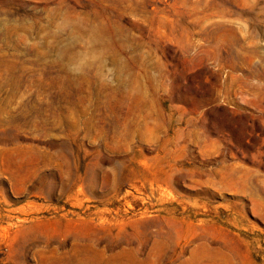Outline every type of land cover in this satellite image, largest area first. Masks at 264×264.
I'll return each instance as SVG.
<instances>
[{
    "label": "rangeland",
    "instance_id": "obj_1",
    "mask_svg": "<svg viewBox=\"0 0 264 264\" xmlns=\"http://www.w3.org/2000/svg\"><path fill=\"white\" fill-rule=\"evenodd\" d=\"M0 264H264V0H0Z\"/></svg>",
    "mask_w": 264,
    "mask_h": 264
}]
</instances>
